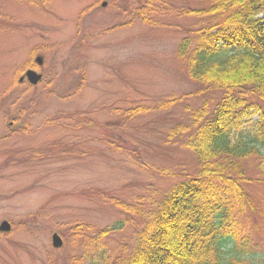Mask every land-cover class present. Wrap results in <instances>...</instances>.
I'll return each mask as SVG.
<instances>
[{"label": "rangeland", "instance_id": "1", "mask_svg": "<svg viewBox=\"0 0 264 264\" xmlns=\"http://www.w3.org/2000/svg\"><path fill=\"white\" fill-rule=\"evenodd\" d=\"M203 6L0 0V225H12L0 231V264H98L104 246L114 264L163 194L197 173L185 143L223 90L193 80L178 50L185 37L193 48L195 31L210 24L190 12ZM38 55L42 64L34 63ZM33 64L42 80L20 82ZM252 99L261 110L246 119L245 134L264 130V104ZM203 107L207 116L196 122L192 113ZM178 126L185 130L171 137ZM244 166L255 205L244 221L251 229L264 214V172L254 157ZM55 233L61 247L53 246ZM260 238L252 237L250 249L264 255Z\"/></svg>", "mask_w": 264, "mask_h": 264}, {"label": "trees", "instance_id": "2", "mask_svg": "<svg viewBox=\"0 0 264 264\" xmlns=\"http://www.w3.org/2000/svg\"><path fill=\"white\" fill-rule=\"evenodd\" d=\"M197 1L204 6L190 12L210 17V24L195 31L193 48L191 38L182 39L179 57L193 80L223 90V97L208 120L206 107L192 113L196 122L205 119L185 143L197 158V173L163 194L131 251L124 249L114 264H264V255L250 249L254 235L264 241V214L251 229L244 224L248 210L255 209L244 162L254 157L264 172V130L243 131L246 119L261 110L252 98L264 104V0ZM183 130L178 126L170 136ZM114 229L98 230L91 241L100 242ZM106 254L104 246L98 264H109Z\"/></svg>", "mask_w": 264, "mask_h": 264}, {"label": "water", "instance_id": "3", "mask_svg": "<svg viewBox=\"0 0 264 264\" xmlns=\"http://www.w3.org/2000/svg\"><path fill=\"white\" fill-rule=\"evenodd\" d=\"M37 61L39 63H42V58L38 57ZM26 76L32 84H38V82L42 79V74L36 72L35 70H28L26 72ZM23 79H24V77L21 78V80H23ZM11 229H12V225L7 220L3 221L0 225V231H2V232H9V231H11ZM62 245H63L62 237L58 233H55L53 235V246L54 247H61Z\"/></svg>", "mask_w": 264, "mask_h": 264}, {"label": "flooded vegetation", "instance_id": "4", "mask_svg": "<svg viewBox=\"0 0 264 264\" xmlns=\"http://www.w3.org/2000/svg\"><path fill=\"white\" fill-rule=\"evenodd\" d=\"M43 62H44V59H42V63H43ZM34 63H37V64L39 63V62L37 61L36 57H35ZM42 63H41V64H42ZM34 65H35V64H33L31 67L27 68V70H29V69L37 70V68H36ZM27 70H26V71H27ZM26 71H25V72H26ZM25 72L23 73V75L25 74ZM23 75H22V76H23ZM22 76H21V77H22ZM21 77H20V78H21ZM20 78H19V81H20V82L27 81L25 78H24L23 80H20Z\"/></svg>", "mask_w": 264, "mask_h": 264}]
</instances>
